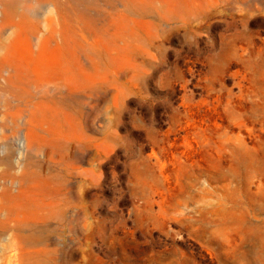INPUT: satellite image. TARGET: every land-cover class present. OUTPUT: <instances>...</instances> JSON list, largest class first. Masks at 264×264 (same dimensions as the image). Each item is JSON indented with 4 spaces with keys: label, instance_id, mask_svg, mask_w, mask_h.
Returning a JSON list of instances; mask_svg holds the SVG:
<instances>
[{
    "label": "rangeland",
    "instance_id": "374dc122",
    "mask_svg": "<svg viewBox=\"0 0 264 264\" xmlns=\"http://www.w3.org/2000/svg\"><path fill=\"white\" fill-rule=\"evenodd\" d=\"M0 68V264H264V0H0Z\"/></svg>",
    "mask_w": 264,
    "mask_h": 264
},
{
    "label": "bare ground",
    "instance_id": "6f19581e",
    "mask_svg": "<svg viewBox=\"0 0 264 264\" xmlns=\"http://www.w3.org/2000/svg\"><path fill=\"white\" fill-rule=\"evenodd\" d=\"M26 64L29 65L32 68H37V66L34 63L28 64V62H26ZM1 71H2V68H0V72ZM20 80H21V75L20 74H15V73H13L12 75H8V77L5 80L6 85H5L4 90L6 89V91L10 94V96L12 98H20L24 94V92H25L24 89L20 86V83H21ZM15 108H16V106H15ZM229 219H230V223H228L229 222ZM231 223H232L231 215L229 217L228 214H226L224 216L223 221H222V223L220 225L226 226L227 224H231Z\"/></svg>",
    "mask_w": 264,
    "mask_h": 264
}]
</instances>
